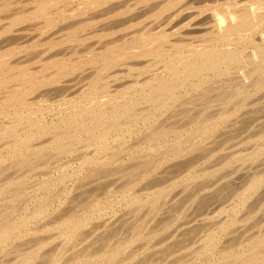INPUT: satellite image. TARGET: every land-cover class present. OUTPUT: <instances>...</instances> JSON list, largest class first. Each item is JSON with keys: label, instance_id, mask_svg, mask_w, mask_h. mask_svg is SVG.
I'll return each mask as SVG.
<instances>
[{"label": "bare ground", "instance_id": "6f19581e", "mask_svg": "<svg viewBox=\"0 0 264 264\" xmlns=\"http://www.w3.org/2000/svg\"><path fill=\"white\" fill-rule=\"evenodd\" d=\"M129 42L140 44L139 50L132 51L129 45L130 52H124ZM151 61L159 64L152 68ZM87 64L88 68L82 67ZM71 75L78 77L75 84L66 82ZM263 88L264 0H0V264H119L136 255L135 249L125 251L132 241H147L184 219L185 227L159 235L163 237L160 241L156 238L161 249L148 251V255L143 250L146 254L138 264H195L202 251L213 255L201 264H264V230L254 236L253 228L249 238H244L245 232L242 237L234 231L225 238L236 227L230 225L238 224L233 217L240 211L246 215L240 208L247 207L251 213L264 199L258 197L264 188L257 193L263 178L256 177L264 158L255 163L260 169L253 162L264 152V124L255 126L257 130L254 127V139L247 138L252 145L247 154L236 158L253 160L250 164L256 169L249 166L252 171H240L239 187L231 188L229 176L235 173L231 169L225 173L229 176L222 174L227 181L225 177L205 181L206 170L203 177L194 171L199 154L188 157L199 149L207 158L211 145L215 146L213 140L217 146L223 144L227 137L222 135L218 138L222 140L204 144L218 127L225 128L223 124L228 122L231 130L255 118L253 112L249 120L245 108L257 104V98L249 99ZM79 93L83 95L77 101H66L67 96ZM103 93H107L105 98ZM36 101L38 110L44 109L39 117L18 111L20 106H35ZM259 105L261 112L264 104ZM239 129L233 130L237 133ZM226 131L220 132L224 135ZM123 155L136 161L130 164L128 159L117 170H108ZM70 160L79 162L70 166ZM228 165L223 167L228 169ZM85 181L90 187L78 194ZM141 182L144 187L133 186ZM132 186L145 193L138 198L136 190L126 207L124 215L132 222H127L130 229L124 236L109 238L121 221L112 214L88 230L91 235L86 239L84 228L101 212L100 195L108 192V199L120 192L121 199H126ZM88 187L89 195L83 192ZM72 190L74 194H69ZM63 196L77 200L74 211H68L71 202L68 207L61 202ZM55 201L67 210L59 209L54 217L51 213L54 219L49 222L48 208ZM81 212L87 214L79 217ZM229 212L232 218L218 221V216ZM142 214L148 219L155 215V222L144 233L141 226L148 219L136 222ZM43 217L48 224L60 222L57 226L64 235H55L60 243L35 234V241L33 237L19 242L25 233L33 232L31 222ZM204 228L208 233L204 234ZM78 238H83L80 246L74 244Z\"/></svg>", "mask_w": 264, "mask_h": 264}, {"label": "rangeland", "instance_id": "374dc122", "mask_svg": "<svg viewBox=\"0 0 264 264\" xmlns=\"http://www.w3.org/2000/svg\"><path fill=\"white\" fill-rule=\"evenodd\" d=\"M130 43L134 44L135 46H134V45L131 46L132 44H130ZM129 45H130V47H131L130 49H131L132 51L139 50V47H138V46H140V44L136 45L135 42H129L128 46H127V45H124V46H126V47L123 46L124 48H123L122 50H123L124 52H126V53H129V52H130ZM119 47H120V46H119ZM133 47H134V49H133ZM126 49H127V50L129 49V50H128L129 52L125 51ZM135 49H136V50H135ZM151 62H152V61H151ZM158 62H159V61H157V62H156V61L152 62V63H151V67H152V65H153L154 63H155L154 65H156V63H158ZM86 63H87V62L85 61V64H86ZM158 64H159V63H158ZM154 65H153V66H154ZM160 65L163 66L164 64H160ZM82 67H84V68H85V67L88 68L89 65L87 64L86 66L84 65V66H82ZM152 68H153V67H152ZM162 69H164V68H160V70H162ZM144 75H145V73H144ZM124 77H125V76H124ZM65 79H66V82L71 83V84H75L76 81L78 80V77L75 76V75H73V76L71 75V76L66 77ZM111 84H112V83H111ZM109 86H110V85H109ZM110 88H111V87H110ZM110 88L108 87V90H109V91H111ZM263 90H264V88H263ZM263 90L260 89V91H263ZM109 91H108V92H109ZM260 91L256 92V93H255L256 95H255V94L252 95V96L250 97L249 100H251V101H252V100H253V101L255 100V101H256L255 98H257V102H255V103L258 104V102H259V104H260V103H261V104H264V103H263V102H264V99H262V98H264V94H263L264 91H263V93H261ZM258 93H259V94H258ZM260 93H261V94H260ZM103 94H104V95H102L103 97H104V96H105V97L107 96V93H103ZM105 94H106V95H105ZM82 95H83V93H82V94L79 93V94H76V95H74V96H67V97H66V101H71V100L77 101V98L80 99V98L82 97ZM100 95H101V94H100ZM259 95H260V96H259ZM261 95H262V96H261ZM77 96H78V97H77ZM98 96H99V95H98ZM102 96H101V97H102ZM73 97H74V98L76 97V98L74 99ZM105 97H104V98H105ZM259 97H261V100H259ZM252 98H253V99H252ZM29 99H30V98H29ZM69 99H70V100H69ZM249 100H248V101H249ZM258 100H259V101H258ZM34 101H35V100H34ZM260 101H262V102H260ZM249 102H250V101H249ZM54 103L56 104V105H54V108H55V110H56V109H58V108H57V102L54 101ZM257 104L254 105V106H252V105H249V106H248V105H247L246 108L243 107V108H245V109H249V110H250V111H249V110H248V111H247V110L245 111V109H244V111H245V112H244V113H245V116H247L249 120L251 119L250 116L252 115V117H253V115L255 114V113H253V112H256V113H257V114L254 116L255 118H252L253 120L251 119L253 123L251 122V120H250V122H247V123H246V122H245L246 120H244V119H243L244 121L241 122L242 124L239 123L240 126H241V125H244V124H245V125L248 124L247 128H246V127H242V126L240 127L239 125H238L237 127H235V128L232 126L233 128H232L231 130L235 133V135H234V134L231 132V130H230V128H231L230 126H231V125H229L228 122H227V124H228L229 126H228L227 124H223V123H222L223 125H225V128H227V129H226L227 131L225 130L224 127H221V126H220V127H218V128L215 130L217 133L213 132V135H212L209 139H206V141H204V142H205L204 144H206V145L208 146V144L211 145L212 140L215 139V138H217V139H215V140H217V141L222 140V139H218L221 135H222L221 137H225V136L227 137V139H226L227 141H226V140H225V141L223 140V141H224V142L222 141L223 144H222V143L220 144V143L218 142V143H219L218 146H217V143L215 144V143H214L215 141L213 140V144H214L215 146L213 147V145H211V147H210V150H211L210 152L212 153V155H210L211 153H210V154H207V158H206V155H203V154H202V150L199 151V149H195L194 151H192V153L190 152V153L188 154V155H189L188 157H190V158H191L190 155H192V156L194 157L195 154H196V156L199 154V155H198V156H199L198 158H202V159H201L202 161H201V160L198 161V158H197V157H195L197 160H196L195 158L192 157L193 159L196 160V162L199 163V164H196V163H195V169H194L195 172L197 171L196 174L198 173L199 177H203V174H205V170H206V173H208V174H207V179H205L206 177H205L204 179H205V181H210V180H208L209 178L212 180L213 178H214V179H216V178H221L223 175L230 174V169H231V171H232L231 173L235 172V173H233V175H231V178H230L229 175H226V176H229V179H230V180H228V181L231 182V183H230V184H231V188H232V187L234 188V186H235V188H236V185H237V187H239V183H238V182H239L240 179L238 180V178L240 177V175L242 174V172L247 171L248 169L251 170V169L253 168V167L251 166V164H250L253 160L250 161V163H249V162H247L248 160H243V161H242V160H238V159H239L238 156H239L240 154H241V155H245V153L247 154V152H246V151H248L247 149H249L250 146H252V145L249 146V144L247 143V141L254 139V137L252 138V136L254 135V132H256V130L259 128V126H257V125L264 124V106H261V112L263 111V112L261 113V112H260V107L258 108V105H259V104H258V105H257ZM261 104H260V105H261ZM34 105H35V106H32V105H31L32 107H28V106H26V107L23 106V107H22V106H20V109H18V111H20V112H22V113H25V114L30 113L32 116L34 115V116H33L34 118H37V117H39V113L41 114V112L44 111V109H43L44 106L42 107L43 110H38L39 107L36 106V105H37V101L35 102ZM260 105H259V106H260ZM255 106L257 107V108H256V109H257L256 111H254V110L252 109V108L255 107ZM21 107H22L23 109H22ZM262 107H263V108H262ZM28 108H30V109L28 110ZM34 108L38 111L37 113H36V110H35ZM44 108H45V107H44ZM243 108H242L240 111H243ZM31 109H32V110H31ZM212 109H213V108H212ZM258 109H259V110H258ZM25 110H26V111L28 110L29 112H28V111L26 112ZM30 110L32 111L33 114L31 113ZM209 110H210V113H211V108H210ZM209 110H208V111H209ZM251 110H252V112H251ZM24 111H25V112H24ZM33 111H35V114H34ZM208 111H207V113H208ZM55 112H56V111H55ZM246 112H249V113H246ZM258 112H260L261 114H259ZM244 113H243L242 115H244ZM36 114H37V115H36ZM246 114H248V115H246ZM249 115H250V116H249ZM257 115H258V116H257ZM260 115H261L262 117H261ZM48 117L51 118V117H52V114H51V116H46L47 119H49ZM247 117H245V118H247ZM256 117H258V119L260 120V123H259L258 120H256V119H257ZM259 117H260V118H259ZM254 119L256 120V122H255ZM226 121H229V120H226ZM230 121H231V120H230ZM247 121H248V120H247ZM262 122H263V123H262ZM224 123H225V122H224ZM229 123H230V122H229ZM249 123H250V124H249ZM255 123H256V124H255ZM257 123H258V124H257ZM226 126H227V127H226ZM255 126H257L258 128L255 127ZM238 127H239L242 131H240V129H239ZM254 127H255L256 130H254ZM223 128H224V129H223ZM228 128H229V129H228ZM237 128L239 129V131L236 133L233 129H235V130L237 131V130H238ZM221 129H222L223 131H226L227 133L225 132L224 135H223V133H221V132H222ZM245 129H246V130H245ZM220 131H221V132H220ZM229 131H230V132H229ZM253 131H254V132H253ZM251 132H253L252 135L250 134ZM124 133H125L124 135H126V136L128 135L127 131H125ZM220 133H221V134H220ZM230 133H232L233 135L230 136L231 138H230V137L228 138V136H229ZM227 134H228V135H227ZM215 135H216L217 137H216ZM219 135H220V136H219ZM247 135H249V136H247ZM250 136H251V137H250ZM221 137H220V138H221ZM226 137H225V138H226ZM134 138H135V137H134ZM247 138H248L249 140H247ZM251 138H252V139H251ZM210 139H211V140H210ZM240 139H241V140H240ZM245 139H246V140H245ZM231 140H232V141H231ZM239 140H240V141H239ZM236 141H237V144H236ZM241 141H242V142H241ZM239 142H240V143H239ZM245 142H246L247 144H246ZM144 143H145V144H148V141H145ZM233 144H235V145H233ZM239 144H240V145H239ZM220 145H221V147H219ZM241 145H242V146H241ZM247 145H248L249 147H248ZM216 146H217V148H216ZM233 146H234V148H233ZM235 146H236V147H235ZM223 147H224V148L227 147V148L224 149ZM231 147H232L233 149H232ZM246 147H247V148H246ZM208 148H209V147H208ZM228 148H231V149H228ZM245 148H246V149H245ZM200 149H201V148H200ZM196 150H198V151H196ZM219 150H220V151H219ZM228 150H229V151H228ZM230 150H231V151L233 150L234 152H231ZM132 151H133V149H132ZM214 151H216V152L214 153ZM236 151H238L239 153H237ZM217 152H218V153H217ZM219 152H220V153H219ZM228 152H231L230 155L228 154ZM235 152H236V153H235ZM193 153H194V154H193ZM224 153H226V154H224ZM233 153H235V154H233ZM242 153H244V154H242ZM263 153H264V152H260L259 154L262 156ZM48 154H49V153H48ZM216 154H217V155H216ZM220 154H221V155H220ZM231 154H232V155H231ZM237 154H238V155H237ZM259 154H258V155H259ZM200 155H203V157H205L206 160H205L202 156H200ZM208 155H210V156H208ZM215 155H216V157H215ZM224 155H227V157L225 156L226 159H223V161H224V164H223L221 158H223ZM228 155H229V156H228ZM260 155H259V156H260ZM263 155H264V154H263ZM120 156H122V154H121ZM186 156H187V155H186ZM211 156H212V157H211ZM221 156H222V157H221ZM231 156H232V157H231ZM236 156H237V157H236ZM259 156H257L256 159H254V160H255V161H253L254 164L257 163L259 160H261V158H264L263 156H262V157L260 156V158H258ZM188 157H187V158H188ZM209 157H211V158H209ZM225 157H224V158H225ZM229 157H230V158H229ZM234 157H235V159H234ZM240 157H241V156H240ZM215 158L218 159V160H216ZM232 158H233V159H232ZM236 158H238V159H236ZM128 159H129V157L123 155V157H122V159H121L120 161L117 160L119 163H118L117 161H116L115 163H112L111 165L108 166V170H117V169L119 168L118 164H119V165H120V164L122 165V163H125ZM214 159L216 160V162H214ZM227 159H228V160H227ZM231 159H232V161H231ZM257 159H259V160H257ZM134 160L136 161V159H132V158H131V159H129L128 161H129L130 164H131V163H133V162H131V161H134ZM177 160H178V159H177ZM211 160H212L213 162H212ZM219 160H221V162H220L221 164L219 163ZM256 160H257V161H256ZM63 161H64V160H63ZM71 161H73V162H71ZM123 161H124V162H123ZM128 161H127V162H128ZM227 161H228V162H227ZM237 161H238V162H237ZM240 161H241V162H240ZM78 162H79L78 160H70L69 164H70V166H72V165H74V163H75V164H78ZM127 162H126V164H127ZM204 162H205V163H204ZM206 162H207L208 164L211 163L212 165L208 166V164H207V165L205 166L204 164H206ZM235 162H236V163H235ZM245 162H246V163H245ZM253 162H252V163H253ZM116 163H117V164H116ZM214 163H215V164L218 163V165H219L220 167H219V166L217 167V165L215 166ZM233 163H234V164H233ZM213 164H214V168H213ZM227 164H229V165H228L229 168L227 167L228 169H225L226 166H227ZM231 164H233V165H231ZM248 164H249V165H248ZM258 164H259V163H258ZM258 164H257V165L255 164L254 167L257 168V169H260V168H258ZM112 165H113V166L116 165V166L113 167ZM121 165H120V166H121ZM198 165H199V167H202L201 165H204V167H202L203 169L200 168V169H201V171H199L200 173L198 172V169H199ZM223 165H224L225 168L223 167ZM235 165H237V166L235 167ZM239 165H240V166H239ZM211 166H212L213 169H210V168H209V167H211ZM230 166H232V168H230ZM233 166H234V167H233ZM249 166H251L252 168H249ZM109 167H110V169H109ZM115 167H116V168H115ZM243 167H244V168H243ZM260 167H262V166H260ZM111 168H112V169H111ZM204 168H207V169H204ZM208 168H209V169H208ZM235 168H236V169H235ZM106 169H107V167H106ZM200 169H199V170H200ZM203 170H204V171H203ZM217 170H218V171H217ZM221 170H222V171H223V170H226V171H223L224 173H222ZM235 170H236V171H235ZM241 170H242V172H240ZM253 170H256V169L253 168ZM261 170H262V171L257 170V172H258L257 176H256L255 174L253 175V176H256V177H260V176H261V177L263 178L262 185H260V187H259V189H258V191H257L258 194H259V192H260L259 190L262 191V190H263L262 188H264V175H263V174H264V166L262 167ZM251 171H252V170H251ZM203 172H204V173H203ZM216 172H217V173H216ZM220 172H221V173H220ZM227 172H228V173H227ZM259 172H260V173H259ZM202 173H203V174H202ZM209 173H210V174H209ZM225 173H226V174H225ZM201 174H202V175H201ZM211 174H212V175H211ZM222 174H223V175H222ZM235 174H236V175H235ZM208 175H211V177H210V176L208 177ZM216 175H217V177H216ZM220 175H221V176H220ZM226 176H224L226 179H225L224 177H222L220 180L223 181V180L225 179L224 181H227V177H226ZM233 176H234V177H233ZM76 178H77V177H75L74 179H76ZM113 178H114V177H113ZM232 178L235 179V180H234V181H231V180H233ZM201 179H202V178H201ZM214 179H213V180H214ZM30 180H31V179H30ZM197 180H199V179H197ZM195 181H196V180H195ZM109 182H110V181H109ZM210 182H214V181H210ZM236 182H237V183H236ZM84 183H87V181H85ZM111 183H112V182H111ZM143 183H145V182H141V183H140L141 185H140V184H136V185L134 184L133 186L137 188V187H138L137 185H139V187L141 188V186H143V187L145 186V185H143ZM87 184H88V185H87ZM87 184H82L83 186L81 185V186L79 187L78 194L81 193L82 189H84L85 186H86V187H85L86 189H87V186L90 187V184H89V183H87ZM59 186H61V185L59 184ZM69 186L71 187V183H69ZM133 186H132V187H133ZM212 186H213V185H212ZM89 187H88V190H89V191L86 190V189H85V190H86L87 192H86V191H83L85 194H88V192H90L91 189H90ZM132 187L130 188V189H132V190H130V192H129L130 195H129V194L127 195V197H128L129 199H127V197H126V199H125V198H122V199H121L122 196H121V193H120V192H118V195L114 196L116 199H114V197L106 199L105 196H107L108 192H107L105 195H104V194L100 195V199L103 201V203L101 202V204H100V205L102 206V207H100V208H101V210H100L101 212H100V215H99V216L92 218L91 221L88 222L89 224L87 223L88 226L86 225V227L84 228V229H85L84 233H86V234H84V235L87 236L86 239H88V238L90 237L91 234H90L89 231H91V229L94 228V227L96 226V224H98V223H102V222H104L106 219L111 218V217H112V214H115V216L118 215L119 217H118V216H116V217H117L118 219H120L121 221H119V227H120V228L117 227V228H116V231H115V230H112V232L114 231V233L111 232V233H112V236L110 235L109 238H110V237H113V238H116V237H117V238H118V237H120V236H121V237L124 236L125 231H127V229H130L128 225H130L131 223H130L129 221L131 220V222H132V219H131V218H126V215H124V213H126V211H127L126 207H127V205H128V206L131 205V201L133 200V195H135L137 192H138V193L140 192L139 194L137 193V194L135 195V196L138 197V198H139V196H140V198H142V196L144 197V193H145V190H144L143 188H142V189H143L144 191H142V189H140V188L136 189V188H134V187H133V188H134L135 190H133ZM261 187H262V188H261ZM260 188H261V189H260ZM136 190H137V192H136ZM176 191H177V190H175L174 192H172V196H175V195H176ZM74 192H75V191H74ZM79 192H80V193H79ZM83 192H82V193H83ZM131 192H132V193H131ZM134 192H135V194H134ZM143 192H144V193H143ZM75 193H77V192H75ZM69 194H74V193H73V190H72ZM78 194H77V195H78ZM260 194H261V195H258V197H259V199L261 200V199H262L261 197L264 196V195H263V194H264V190H263L262 192H260ZM77 195H75V198H76V199L79 197V195H78V196H77ZM88 195H89V194H88ZM88 195H87V196H88ZM131 195H132V196H131ZM119 196H120V197H119ZM63 197H64V196H63ZM63 197H61V202H62V201L64 202V206H65V207H68V206H70V204L72 203V205L70 206V209H71V210H68V211H74L75 208H76V207H75V204L77 205V202H76V201H77L78 199H77L76 201H73V200H72V197H73V196H72L71 198H67V199H66L65 197H64V198H65V199H64ZM102 197H103V198H102ZM118 197H119V198H118ZM85 198H86V200H88L87 197H85ZM85 198H83V199L85 200ZM63 199H64L65 201H64ZM68 199H69V201H68ZM83 199H81V201H84ZM110 199H111V200H110ZM123 199H124V200H123ZM173 199H174V198H173ZM70 200H71V201H70ZM108 200H110L112 203H111L110 201H108ZM112 200H113V201H112ZM116 200H117V202H116ZM125 200H127V201L129 200L130 203H128V202L125 201ZM257 200H258V199H257ZM66 201H67L68 203H67ZM104 201H105L106 203H105ZM118 201H119V202H118ZM121 201H122V202H121ZM124 201H125V202H124ZM65 202H66V203H65ZM69 202H71V203H69ZM74 202H75V203H74ZM84 202H87V201H84ZM235 202H236V203H239V201H235ZM73 203H74V205H73ZM117 203H118V204H117ZM262 203H263V204H262ZM108 204H109V205H108ZM132 204H133V203H132ZM107 205H108V206H107ZM261 205H263V206H261ZM72 206L75 207V208H72ZM110 206H111V207H110ZM240 206H241V205H240ZM258 206H259V207L255 206L254 211H253V209H252V210H251V213H250V211L247 212V210H245V209H247V207H245V209L242 208V207L240 208V210H242L243 212H246L247 219L249 218V219L247 220V222H246V220H245V219H246V215H245V213L242 214V212H241L240 210H239L240 213H241L243 216L245 215V218H244L243 216H242V218H241V214L239 213V211H238L236 214L239 213L240 215H239V214H238V215H235V217H233V214H232V213L230 214V212L228 213V215H225V214L223 213L221 216H218V218H217L218 221H221V222H222L223 220H227V219L229 220V218H232V217H233V219L237 220L238 222H237V221H236V222L239 224V225L236 224L235 221H234V222L232 223V225H230V226H234V227L236 226V227H235L236 229L233 228V227L231 228L230 226H229V227H226V229H227V228H228V229L231 228V229L228 230V233L230 232V234H228V235H225V234H224V235H225V238L229 239V238L231 237V236H230L231 233L234 232V231H236V233H237V231H239L238 233H239L240 235L242 234V235H241L242 237H243V235L246 233V236L244 235V236H245L244 238H249L248 235L251 234V231H252L253 228H254V229H253V234H252V235H254V236H259V232H263V230H264V215H263V214H264V199L262 200V202L260 201V204H258ZM65 207H63V206H62V207H61V206L59 207V202H58V201H55L54 205H52V207L48 208V211L50 212L48 216H50L51 213H52V216L54 217V214H57L58 211H59V209H63V208H64V210L66 211L67 209H65ZM104 207H105V208H104ZM106 207H107V208H106ZM102 208H103V209H102ZM127 208H128V207H127ZM257 208H259V209H257ZM261 208H262L263 210H262ZM105 209H106V210H105ZM90 210H91V209H89V211H90ZM104 210H105V211H104ZM216 210H217V209H216ZM216 210H215V211H216ZM51 211H53V212H51ZM102 211H103V212H102ZM215 211H214V212H215ZM262 211H263V212H262ZM261 212H262V213H261ZM89 213H90V212H89ZM145 213H147V212H145ZM211 213H212V214H211ZM247 213H248V214H247ZM253 213H254V214H253ZM259 213H260V214H259ZM83 214H84V212H81V214H80L79 217H83V216H85L87 213L85 212V214H84V215H83ZM160 214H161V215H160ZM160 214L157 215V217H156V219H155L156 222L160 220V219H158V217L160 218V217L162 216V213H160ZM210 214H211V215H210ZM213 214H214L213 211H212V212H211V211L209 212V216H212ZM248 215H249V216H248ZM113 216H114V215H113ZM122 216H123L124 218H122ZM144 216H145V215H144ZM150 216H151V214L148 216L150 219L146 218L147 216L144 217V218L148 219L149 221L147 220V225H148V226H147L146 224L143 225V226H141V227H142V233L146 232V228L149 229V228H150L149 226H151V225H152V222L154 221V217H155V215H154V217H150ZM180 216H182V213H181ZM230 216H232V217H230ZM238 216H239L241 219L238 218ZM255 216H256V218H255ZM262 216H263V218H262ZM53 217L50 216V218H48L47 221H48V220H49V222H51V220L53 221V219H54ZM98 217H99V218H98ZM140 217H141V216H140ZM140 217H137V218H136V222H139L140 219H141V220L144 219V218H143V214H142V217H141V218H140ZM223 217H224V219H223ZM226 217H227V218H226ZM250 217H251V218H250ZM97 218H98V219H97ZM259 218H260V219H259ZM42 219H43V220H46V217H45V218L43 217V218L39 219L38 222H37V221H34L33 223L31 222L30 227H31V229H32V227H34V228L32 229L34 233H33L32 231H31L30 233H32L33 235L30 234V233H29V235H28V233H25L26 235H24V236H26V237H23L22 239L20 238V239H18V241H19V242L22 241V243H23V242H26V241H27L26 239H32L33 237H34V238H33L32 240L35 241L34 239L42 238V236L44 235V236L47 237V238H48V237H50V238L52 237L51 239L49 238L50 241H51V243H52V242H54V243H56V244H57V243H60L61 240H60L59 236H58V238L55 237L56 234H60V235L63 234V235H64V230H62V228H60L59 226H57L60 222L58 221V222H55L56 224H55V223L48 224L49 222H47V221L45 222V221H43ZM93 219H94V220H93ZM124 219H126V220H124ZM146 219H144V220L146 221ZM152 219H153V220H152ZM161 219H162V218H161ZM196 219H199V217H198V218L196 217ZM222 219H223V220H222ZM243 219H244V221H243ZM257 219H258V220H257ZM40 220H41V221H40ZM239 220H241L240 223H239ZM251 220H252L253 224H252ZM253 220H254V221H253ZM99 221H100V222H99ZM151 221H152V222H151ZM127 222H129L130 224H128ZM149 222H150V224H149ZM154 222H155V221H154ZM154 222H153V223H154ZM184 222H186V219H184V221L182 220L181 223H180V220H179L176 224H175V222H174L175 225L171 227V228H172L171 230L166 229L165 232L163 231L164 233H163V232H157V233H156L157 235H156V234H155V235H152V237H150V239L147 240V241H146V240L142 241L143 239H135L134 241H132V243H131L130 246L128 247L129 249L127 248L128 251H127L126 249H125V251L128 253L129 251L131 252V251H133V249H135V251H137L136 255H135L134 257L132 256V257L129 258V259L126 258V259H125L126 261H124L123 263H119V264H125V263H126V264H128V263L130 264V263H131L130 260H132V262H133L134 264H138V262H140L139 258L141 259V262H142V261H143L142 257L144 256L143 254H146V253H147V255H148L150 252H155V251L161 249V248H158V247H160V244H158L156 238L159 239V241H160L161 238H163L164 235H166V232L168 233V231H169V233H170V232L174 229V227H175V228L180 227V226H181V227H185L186 224H183ZM245 222H246V223H245ZM36 223H37V224H36ZM43 223H44L45 225H44ZM243 223H245L246 225L249 224V225H247V228L244 227L245 224L243 225V227L240 226V225H242ZM255 223H256V224H255ZM257 223H259L260 226H259V224L257 225ZM32 224H33V226H32ZM38 224H39V225H38ZM182 224H183V225H182ZM235 224H236V225H235ZM40 225H42V226H40ZM89 225H90V226H89ZM121 225H122V226H121ZM246 225H245V226H246ZM250 225H252V226L250 227ZM38 226L41 227V228H39ZM92 226H93V227H92ZM127 226H128V227H127ZM258 226H259V227H258ZM44 227H45L46 230H42V228H44ZM46 227H47V228H46ZM90 227H91V228H90ZM144 227H145V229H143ZM148 227H149V228H148ZM152 227H153V226H152ZM181 227H180V228H181ZM257 227H258V228H257ZM49 228H50V229H49ZM208 228H209V227H208ZM208 228H207V229H208ZM238 228H239V229H238ZM40 229H41V231H40ZM82 229H83V228H82ZM84 229H83V230H84ZM118 229H119V230H118ZM125 229H126V230H125ZM204 229H205V230H204ZM204 229H203V231H206V232L204 233V232L202 231V233L206 234V233H208L209 230H211V229H213V228L211 227V228H209V230H207L206 228H204ZM232 229H233V230H232ZM237 229H238V230H237ZM246 229H249V231L246 230ZM35 230H37V231H35ZM88 230H89V231H88ZM245 230H246V231H245ZM254 230H256L255 233H254ZM61 231H62V232H61ZM87 231H88V232H87ZM117 231H118V232H117ZM119 231H120L121 234H119ZM226 231H227V230H226ZM36 232H37V233H36ZM82 232H83V231H81V233H82ZM244 232H245V233H244ZM249 232H250V234H249ZM39 233H40V235H39ZM116 233H118V234H116ZM122 233H123V235H122ZM169 233H168V234H169ZM225 233H226V232H225ZM34 234L37 236V238L35 237ZM82 234H83V233H82ZM82 234H79L78 236H82ZM41 235H42V236H41ZM114 235H115L116 237H115ZM159 235H161V236L163 235V237H161V236H159ZM252 235H250V237H252ZM260 235H261V234H260ZM27 236H28V237H27ZM30 236H31V237H30ZM88 236H89V237H88ZM158 236H159V237H158ZM227 236H228V237L230 236V237L228 238ZM54 237H55V238H54ZM25 238H26V239H25ZM43 238H44V237H43ZM244 238H242V239H244ZM260 238H261V237H260ZM23 239H25V240H23ZM151 239H152V240H151ZM20 240H21V241H20ZM32 240H29V241H32ZM150 240H151V241H150ZM154 240H155V241H154ZM79 241H80V243H79ZM82 241H83V238H78L74 244H75V245L77 244L76 246H80V245L83 243ZM135 241H136V242H135ZM138 241H139V242H138ZM145 241H146V243H145ZM151 242H152V243H151ZM54 243H53V244H54ZM78 243H79V244H78ZM141 243H143V245H142ZM149 243H150V244H149ZM72 244H73V243H72ZM134 244H135V246H134L135 248L133 247ZM139 244H140V245H139ZM151 244H152V245L154 244V245L152 246ZM157 244H158V245H157ZM69 245H70V243L68 244V247H67V248H70ZM138 245H139V247H138ZM149 245H150V247L148 248ZM131 246H132V247H131ZM140 246H141V247H140ZM144 246H145V247H144ZM154 246H155V247H154ZM156 246H157V248H156ZM190 246H191V245H189V247H190ZM183 248H184V247H181L179 250H177V252H178V251H182ZM187 248H188V247H187ZM140 249H141V250H140ZM148 249H149V250H148ZM41 250H43V249H41ZM143 250H144L146 253L143 252ZM214 250H215V249H214ZM44 251H49V249L47 248V249L44 250ZM148 251H150V252H148ZM204 252H205V253H204ZM42 253H43V251H42ZM207 253H208L209 255H208ZM207 253H206V251L199 252V255H201V256L198 255V259H197V260H194L193 262H194L195 264H201L202 262H205V261L207 262V261L211 258V256L213 255V252L210 253L209 251H207ZM1 254H2V253L0 252V257L2 256ZM202 254H203V255H202ZM206 254H207V258H206V256H205ZM120 257H122V256H120ZM120 257H119V258H120ZM209 257H210V258H209ZM64 258H65V256L63 257V259H64ZM172 258L174 259V256H172ZM208 258H209V259H208ZM127 259H128V260H127ZM134 259H135V260H134ZM200 259H201V260H200ZM133 260H134V261H133ZM138 260H139V261H138ZM127 261H129V262H127ZM195 261H196V262H195ZM114 263H115V264H118L116 261H115ZM133 263H131V264H133ZM2 264H4V263H2ZM111 264H113V263H111ZM140 264H141V263H140ZM142 264H143V263H142ZM145 264H146V263H145Z\"/></svg>", "mask_w": 264, "mask_h": 264}]
</instances>
